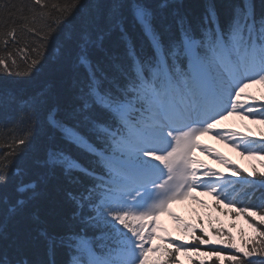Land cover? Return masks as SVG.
Listing matches in <instances>:
<instances>
[{
    "label": "snow or ice",
    "instance_id": "obj_1",
    "mask_svg": "<svg viewBox=\"0 0 264 264\" xmlns=\"http://www.w3.org/2000/svg\"><path fill=\"white\" fill-rule=\"evenodd\" d=\"M79 6V0H0V69L11 75L21 66L20 60L25 74L39 70L47 42L73 24ZM166 7L167 0L160 5L161 9ZM125 10L150 49L143 59L124 29ZM101 15L107 25L105 31H96L91 24L73 26L77 76L72 83L70 109L61 116L58 108L50 105L46 89L20 101L24 106L22 123H31L42 114L50 129L58 130L68 145L95 157L102 169L98 174L63 150L48 153L45 167L59 168L68 176L80 173L91 181L66 194L74 205L68 230L60 236L40 232L48 256L60 247L68 251L67 264H169L168 257L177 253L214 257L219 264L224 260L264 264V231L260 230L264 203L237 207L251 200L256 191L264 190V171L253 166L244 175L221 153L200 142V137L214 133V138L230 142L233 150L258 160L264 168V133L257 141L235 130L219 131L231 116L241 120L254 116L257 109L246 107L249 101L264 100V95L258 98L246 91L252 85H264V15L257 18L252 0H241L233 7L226 26L221 27L215 7L208 6L195 29L187 17L177 15L179 38H169L167 43L163 35L170 33L172 26L160 23L157 27V13L137 0H112ZM115 29L126 41L131 60L130 73L116 66L122 83L94 64L90 55L91 50L102 48L105 35ZM185 61L186 70L182 68ZM260 109L264 114V104ZM253 122L264 124V119ZM80 123L89 125L106 147L92 144L78 130ZM30 134V128L24 129L13 140L11 152L0 154V185H8L12 157L27 147ZM197 149L228 167L229 175L204 165L196 158ZM16 175L18 181L0 198V213L6 218L22 215L38 195L37 180L25 179L27 173L22 169ZM197 189L213 198L218 211L225 208L232 215L258 220L249 224L255 235L237 244L231 233L213 228L211 219L207 229L202 222L186 223L171 206L192 200L206 207L195 194ZM255 207L259 211L253 210ZM162 215L170 217L176 229L197 246L187 247L188 241L178 244L180 237L165 243L169 233L159 223ZM198 227L202 236L196 234ZM89 229L98 230L99 235L88 236ZM95 241L103 242L100 252L94 248ZM200 245L209 246V250L200 251ZM224 249L239 255L224 256ZM0 264L55 262L31 258L22 246L14 245L0 248Z\"/></svg>",
    "mask_w": 264,
    "mask_h": 264
},
{
    "label": "trees",
    "instance_id": "obj_2",
    "mask_svg": "<svg viewBox=\"0 0 264 264\" xmlns=\"http://www.w3.org/2000/svg\"><path fill=\"white\" fill-rule=\"evenodd\" d=\"M3 2L20 3L21 0H3ZM24 2L27 3L28 0H24ZM49 2L55 3L57 0H49ZM111 2L112 0H79L80 6L73 17V24L67 25L64 31H58L47 42L38 66L39 70H33L30 74H25V67L20 60H18V64L21 66L15 69L11 75L0 69V154L11 152L12 148L15 147L13 140L21 136L24 129H31L27 147L22 148L16 156L12 157L13 164L9 173L8 185L6 187L0 185V198L6 192H10L13 184L18 181L19 177L16 173L19 169L26 171L25 179L37 180L39 185L36 199L29 204L22 215L15 218H6L3 213H0V229L4 230V236L0 237V248L20 245L31 258L52 260L55 264H67L68 262V251L65 248L57 247L52 256H48L46 243L40 236V232L44 231L50 236L63 235L72 221L74 210V205L67 199L66 194L69 191L78 190L82 183H91V181L80 173H73L68 176L59 168H47L44 166V162L50 151L63 150L86 168L94 169L98 174L102 173V169L95 163V157L75 146L68 145L58 130L50 129L42 114L31 123L27 121L22 123L24 106L20 101L28 99L42 89H46L50 105L58 108L61 116L70 109L73 103L72 83L77 76L74 68L76 43L72 34L73 26L74 24H91L96 31H105L107 25L101 13L107 9ZM125 2L128 3L130 0H125ZM137 2L144 3L157 13V27L160 23L172 26L171 32L163 35L164 41L167 43L169 38H179V32L175 24L177 15L187 17L195 29L196 25L202 21L207 7L213 6L220 19L221 27H225L231 18L233 7L239 4L241 0H167V7L164 9H161L160 5L165 0H137ZM252 3L257 18L264 15V0H252ZM124 16V29L127 32L128 39L135 46L137 54L143 59L150 54L147 41L144 39L139 26L133 23L127 10H125ZM197 35H199L198 30ZM35 39L37 42L39 41V37ZM127 52L126 41L121 38L120 30L115 29L105 35L102 48L91 50L90 55L94 64H99L101 70L107 72L110 76H115L122 83L123 77L117 71L116 66L130 73L131 60L128 58ZM184 65L185 62L182 67ZM15 72L21 74L16 75ZM246 91L258 98L264 95V91L261 90L247 89ZM249 102L252 103L253 101ZM261 104H264V100L257 99L253 102V106L257 109L256 116L264 119V114H261ZM70 123H76V121H70ZM78 130L97 148L106 147V144L97 139L96 134L91 131L90 126L86 123H80ZM262 133H264V130L260 129L259 135L251 139L259 141ZM0 159H3L2 155H0ZM259 171H264V168ZM243 173L247 175L244 171ZM42 177L43 179H41ZM261 197H264V190L256 191L251 200H245L243 205L238 204L237 207L249 204L258 206L264 203V199H261ZM213 203V198H211L207 214L204 217L195 219L182 213H178V216L183 218L186 223L200 224L202 222L206 229L208 228L209 219H211L212 227L223 228L226 234L231 233L235 243L240 244L242 238L248 240V232L244 228L252 222L258 223V220L242 216V223H239V215H232L230 210L225 208L218 211L213 207ZM253 210L259 211V208L255 207ZM33 217H37V219ZM232 225H235V227H232ZM164 228L169 233L165 243L176 238L166 225H164ZM76 230L79 231V228L77 227ZM260 230L264 231V225L260 226ZM196 234L203 235L199 227ZM87 235L90 237L99 235V231L89 229ZM204 238L207 239L208 237ZM187 241V247L197 246L189 237ZM176 242L179 244L183 243L184 240H177ZM100 243L103 242H94V248L97 252L101 251ZM249 246H251V241H249ZM213 247L223 248V245ZM199 248L202 252L209 250V246L200 245ZM223 254L228 256L236 253L233 249H224ZM168 260L169 264H173V261L176 264H183L179 253L168 257ZM201 260H204L205 264H219V261H215L214 257L204 256ZM201 260H190V264H200ZM224 264H231V262L224 260Z\"/></svg>",
    "mask_w": 264,
    "mask_h": 264
},
{
    "label": "rangeland",
    "instance_id": "obj_3",
    "mask_svg": "<svg viewBox=\"0 0 264 264\" xmlns=\"http://www.w3.org/2000/svg\"><path fill=\"white\" fill-rule=\"evenodd\" d=\"M250 88L257 89L258 91L259 90L264 91V85L256 84V85H252ZM223 124H224V127L222 129H219V131H221L222 133L228 132L231 130H235L237 133H240V134H243L246 136H255L258 134L259 129H264V124L256 123L255 124V130H253V131L249 130V132H244L243 129L233 120L232 116L229 117L227 120H225L223 122ZM207 136H211L214 139V141L217 142V144L220 142L219 139L214 138V133H213V134H209V135H205V136L200 137V142H201L202 146H205V143H206L205 140H206ZM206 147L214 149L216 152L221 153L225 158H227L226 155L222 151H220L217 146L208 145ZM195 155H196V158L199 159L200 161H202L204 165H207L211 169L216 170V171L221 173V171L214 165V164L218 163L217 160L214 158V156H210L207 154V152L201 151L200 149L196 150ZM241 158H245V157L241 156ZM247 163H249L250 171L252 170L253 166H255L258 170H262V168L260 167V162L258 160H255V161L247 160ZM231 165L237 166L238 168H242L244 171H246L245 168H243L242 166H239L237 163H232ZM198 175H199V173H198ZM202 191L203 190H201V189H197L195 194L198 195L200 200L204 201V204L206 205V207L202 206V205H200V204H198L192 200H185V201L173 204L171 206L172 211L175 212L176 214L183 213L187 216H192L195 219L205 216L207 214V206H208V203H209L211 196L202 195L201 194ZM238 219H239V223H242L243 218L241 216H239ZM160 222L161 223H167L170 231L172 233H174L177 237H180L181 239H187L188 236L184 235L182 232H180L176 229L175 224L171 220L170 217H168L166 215H162L159 217V223ZM244 229H246V232H248L247 236L252 237L254 235L252 229L248 225H246V228H244ZM180 255L187 262L186 264H190V262H189L190 260L188 257H195L196 260H201L202 257H204V256H200V257L190 256V255H185L183 253H180Z\"/></svg>",
    "mask_w": 264,
    "mask_h": 264
},
{
    "label": "bare ground",
    "instance_id": "obj_4",
    "mask_svg": "<svg viewBox=\"0 0 264 264\" xmlns=\"http://www.w3.org/2000/svg\"><path fill=\"white\" fill-rule=\"evenodd\" d=\"M233 120L243 129L244 132H249V130H255V124L258 122H253L255 119L256 121L260 120L258 118L250 116L247 119L241 120L238 116H232ZM205 146L208 145H214L217 146L220 151H222L227 159L232 163H237L238 165L245 168L247 172L250 171L249 163H247V158H241L239 150H233L232 147H230V142L225 143L220 140V142L217 144V142L214 141V139L211 136H207L205 140ZM255 161V160H253ZM224 175H229V169L228 167H225L224 165L217 163L214 164Z\"/></svg>",
    "mask_w": 264,
    "mask_h": 264
}]
</instances>
